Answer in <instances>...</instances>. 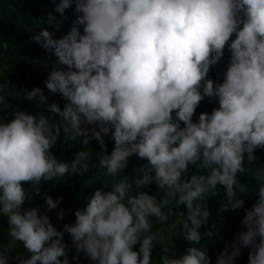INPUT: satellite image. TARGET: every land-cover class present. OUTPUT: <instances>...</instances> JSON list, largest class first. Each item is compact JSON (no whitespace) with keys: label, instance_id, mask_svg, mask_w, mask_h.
Masks as SVG:
<instances>
[{"label":"clouds","instance_id":"obj_1","mask_svg":"<svg viewBox=\"0 0 264 264\" xmlns=\"http://www.w3.org/2000/svg\"><path fill=\"white\" fill-rule=\"evenodd\" d=\"M72 2L59 0L54 11L63 14ZM75 8L80 15L61 38L47 28L31 36L63 66L49 73L46 88L62 96L64 107L46 104L39 87L24 89V99L50 115L19 110L0 122V215L7 218V236L29 253L13 256L5 248L0 264H69L64 232L93 264H154L153 221H168L173 201L187 213L181 237L200 246L179 256L165 249L159 264H211L201 241L216 226L199 231L210 215L206 197L221 185L228 201L221 211L242 208L236 194L248 188L238 173L257 160L255 149H264V0H75ZM45 18L56 23L52 13ZM226 45L231 55L223 82L214 84L208 72ZM205 97H215L218 107L194 122ZM53 117L59 121L50 122ZM61 133L84 146L67 163L52 154ZM105 136L114 141L110 154ZM93 139L100 148L96 167L115 182L108 191L97 188L75 211V223L57 231L47 212L62 197L46 195L40 209L24 207L32 199L24 186L83 175L88 165L81 168V161ZM133 155L144 163L131 179H117ZM190 167L196 169L191 175ZM251 168L258 199L215 264H236L245 247L247 264H264V166ZM153 184L163 197L143 190Z\"/></svg>","mask_w":264,"mask_h":264},{"label":"trees","instance_id":"obj_2","mask_svg":"<svg viewBox=\"0 0 264 264\" xmlns=\"http://www.w3.org/2000/svg\"><path fill=\"white\" fill-rule=\"evenodd\" d=\"M59 0H0V85H4V92L0 93L4 99L0 100V122H7L11 118L13 111L24 110L33 115L39 116L50 115L46 108L38 105L36 100L28 101L24 99V89L31 90L39 87L44 92L45 96L48 93L46 81L49 73L54 67L63 68L57 64V58L42 48L40 45L31 40V36L35 31L47 28L50 32H54V39H59L67 34L73 26L76 18L80 15L75 8V0L71 6L65 10L63 14L56 13L55 3ZM49 13H52L56 19V23L49 25L46 23V18ZM82 31V26H79ZM234 38L231 37L230 39ZM230 52L225 46L224 54L217 64L210 67L208 78L214 84L222 83L224 72L226 71ZM56 100L61 108L64 107L66 101L59 94H55ZM47 104V103H46ZM218 107L216 98L205 97L198 105L194 115L195 122L200 113H211L213 108ZM174 115V114H173ZM59 118L53 117L50 122L56 123ZM106 142V153L110 154L114 148V141L108 136L104 137ZM83 145L77 138L67 139L61 133L58 143L52 149V154L61 162H70L77 152L83 149ZM88 155L85 160L81 161V168L84 164L88 165V171L83 175L77 176H62L54 180H42L39 184H25L26 196H31V208L40 209L44 205V197L51 196L53 199L62 197L58 207L48 211L50 223L57 229L62 231L65 224L72 225L75 223V211L82 209L87 203L88 198L94 193L97 188H104L105 191L110 190V186L115 182L111 176L104 175L103 169H98L100 151L98 142L93 139L90 141V146L86 149ZM255 155L258 157L252 165L246 164L245 172L238 173L240 183H245L248 188V193H237L238 198L244 199V205L240 209L221 211V205L228 203L223 186L218 185L216 194L208 193L206 197V206L209 210V218L207 225L202 226L199 231L203 235L206 230H211L212 226H216L215 234L212 237L204 236L201 244L206 247L207 254L210 257L211 264H215L216 257L220 254L226 245H231L235 236L242 230L241 220L245 213V209L251 207L258 199V194L255 192L258 187L255 181L253 166H264V149H255ZM142 162L137 156L133 155L129 158L126 169L117 175V179L127 176L131 179L133 172ZM196 169L190 167L189 175L193 174ZM106 185V186H105ZM109 186V187H107ZM39 192L34 194L36 189ZM149 194H155L158 197H163V191H158L156 186L150 185L143 189ZM172 209L170 219L164 223L153 221V230L158 233V244L153 250L152 259L154 264H159L160 257L164 254L165 234L162 232V227L166 228L167 234L171 237L170 249L174 248L176 255L183 254L188 246L199 247V244H189L181 237V221L186 218V209L183 205L176 206L174 201L168 205ZM64 210L62 218H58V213ZM167 211V209H166ZM180 212H185L181 215ZM63 242L67 244V258L70 264H93L91 260L84 263L82 258L84 253H77L75 245H68V239L63 236ZM18 251L20 256H27L29 253L24 249L22 243L18 242ZM249 248L241 249L240 256L236 259V264H247ZM76 257V259H73ZM63 259V257H61Z\"/></svg>","mask_w":264,"mask_h":264},{"label":"rangeland","instance_id":"obj_3","mask_svg":"<svg viewBox=\"0 0 264 264\" xmlns=\"http://www.w3.org/2000/svg\"><path fill=\"white\" fill-rule=\"evenodd\" d=\"M46 97H47V100L45 103L47 104H50L56 100L55 94L51 93L49 90H48V93L46 94ZM78 139L80 140V138ZM27 197L28 199L31 198V196H27ZM24 207L31 208V201H26ZM7 232H8L7 218L0 215V250H3L5 248H10L12 249L11 255L20 256L19 251H18V242L11 241L10 237L7 236ZM162 232L165 234V246L167 249H170L171 237L169 234H167L165 227H162ZM64 235L68 239V245L73 246L74 244L71 241L70 234H68L67 232H64ZM137 249H138V245L134 246V250H137ZM89 260L90 259L86 255L82 258V262L84 263L88 262ZM75 264H80V263H75Z\"/></svg>","mask_w":264,"mask_h":264}]
</instances>
